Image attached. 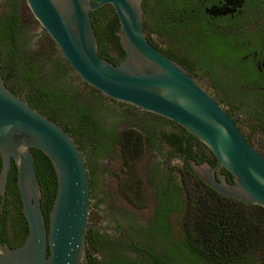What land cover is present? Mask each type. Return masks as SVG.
Masks as SVG:
<instances>
[{
    "label": "trees",
    "instance_id": "1",
    "mask_svg": "<svg viewBox=\"0 0 264 264\" xmlns=\"http://www.w3.org/2000/svg\"><path fill=\"white\" fill-rule=\"evenodd\" d=\"M149 2L142 1V10L151 31L188 47L224 101L249 108L257 99L264 101V94L256 90L258 83L264 85V24H242L236 31L235 25L221 22L178 20L175 12L184 9L180 0ZM22 4L23 0L1 4L0 74L6 87L15 95L13 88L22 91L19 98L75 141L88 174L90 224L94 225L91 219L96 211L108 222L113 220L107 195L97 197V177L111 176L115 192L124 201L118 210L131 244L89 229L88 264H264V208L219 195L188 164L180 170V179L174 168L165 172L164 159L155 160L156 156L164 158L169 149L192 152L189 138L212 155L172 121L131 105L112 108L109 99L79 80L43 29L39 35L47 37L48 55L36 61L33 53H25L30 37L23 25ZM89 16L98 55L118 64L124 51L114 34L119 24L112 7H100ZM118 126L122 127L115 133ZM31 153L46 221L56 193V175L41 151L31 149ZM104 157H115L116 167L109 171L105 165L99 171L96 161ZM147 205L151 212L146 225L134 226V211ZM174 215L180 216L177 225L171 221Z\"/></svg>",
    "mask_w": 264,
    "mask_h": 264
},
{
    "label": "water",
    "instance_id": "2",
    "mask_svg": "<svg viewBox=\"0 0 264 264\" xmlns=\"http://www.w3.org/2000/svg\"><path fill=\"white\" fill-rule=\"evenodd\" d=\"M239 6L242 0H233ZM79 80L107 99L172 121L211 153L215 164L187 160L193 173L219 195L264 208V155L250 145L208 84L149 43L142 0H23ZM109 5L124 58L113 64L98 55L89 13ZM210 14L224 15L226 6ZM31 149L41 151L56 175L47 214ZM16 169L21 209L28 225L23 243H0V264H88L87 230H110L89 222V182L83 155L57 123L30 107L0 74V199L8 172ZM224 170L231 177L226 180ZM2 199V203H3ZM0 205V208L2 206Z\"/></svg>",
    "mask_w": 264,
    "mask_h": 264
},
{
    "label": "flooded vegetation",
    "instance_id": "3",
    "mask_svg": "<svg viewBox=\"0 0 264 264\" xmlns=\"http://www.w3.org/2000/svg\"><path fill=\"white\" fill-rule=\"evenodd\" d=\"M2 1L0 0V14L2 11ZM143 1V0H142ZM183 6V10L175 12L174 18L178 20H188L191 22L204 21L209 24H217L219 22L226 23L230 25H235L236 31H240L242 24H264V2L261 3L259 0H242L239 6H235L233 0H180ZM149 4L154 5V0H150ZM145 3V7H147ZM226 6L227 12L224 15H212L210 10L212 8H221ZM143 28L146 33L147 40L155 48L161 51L163 54L176 61L178 64L182 65L188 72L194 74L201 80L205 81L208 85H205L206 90L216 99V101L224 108L229 117L237 119L233 120L234 124L241 132L245 140L252 146H254L262 155H264V101L256 100L251 108L246 107L242 103H227L223 100L220 91L214 88L213 82L210 80L209 76L197 65V60L190 55L188 47H183L175 43L173 40L154 33L151 31L147 23V17L145 12H143ZM227 32L232 31V27H226ZM254 57H256L254 55ZM264 57V56H263ZM263 57L261 59H263ZM256 69L258 73H261L260 62L256 63ZM9 83V82H7ZM257 92L264 94V85L257 84ZM16 95L22 97L23 93L16 88H13ZM110 106L113 108L124 103L114 102L107 100ZM145 112V111H143ZM148 113V112H147ZM122 126H118L115 129V133ZM188 143L190 144L191 151L186 153L180 150L169 149L166 156H156L155 160L162 161L164 159L165 172L170 168H174V173L180 179V170L188 164L187 160L212 162L211 165L215 164V160L208 152L203 150L201 146L196 143V140L189 138ZM111 159L104 157L96 161L98 169H102L108 161ZM197 163V162H196ZM200 164V163H197ZM221 173H224L226 180L231 182V177L227 176V173L222 169ZM16 169L14 164L11 165L6 188L3 197L0 199V243L6 244L11 248L21 245L27 235L28 225L26 219L22 214L21 200L16 185ZM103 177H97V197L105 196V188L103 187ZM105 198V197H104ZM106 200V198H105ZM119 207H113L112 217L113 220L108 222L99 211H96L95 216L91 219L94 225H99L102 227L109 228L110 230H99L101 233L110 235L114 239H126L131 244V235L121 224ZM91 212L94 213L92 210ZM148 219V218H147ZM147 219L141 222L136 216L132 218L133 225L136 227H144L146 225ZM47 224V219H46ZM134 256V253H130Z\"/></svg>",
    "mask_w": 264,
    "mask_h": 264
},
{
    "label": "rangeland",
    "instance_id": "4",
    "mask_svg": "<svg viewBox=\"0 0 264 264\" xmlns=\"http://www.w3.org/2000/svg\"><path fill=\"white\" fill-rule=\"evenodd\" d=\"M21 16L23 18V25L26 27L27 34L30 37V41L26 46L25 53H33L36 61L43 60L45 56L48 55V48L46 47V36H40V27L32 17L27 6L22 4L21 7ZM109 171L116 167V158L114 157L106 164ZM115 184L116 182L111 178V176L106 175L103 179V187L106 192V201L110 203L113 207H123L124 201L117 195L115 192ZM151 212V206L147 205V207L142 208V210L134 211V215L141 222L145 221ZM94 217V216H93ZM180 216L174 215L171 217V221L173 225H177L179 222Z\"/></svg>",
    "mask_w": 264,
    "mask_h": 264
}]
</instances>
